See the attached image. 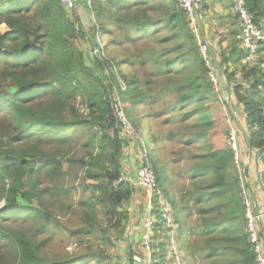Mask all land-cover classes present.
<instances>
[{
	"label": "rangeland",
	"instance_id": "rangeland-1",
	"mask_svg": "<svg viewBox=\"0 0 264 264\" xmlns=\"http://www.w3.org/2000/svg\"><path fill=\"white\" fill-rule=\"evenodd\" d=\"M8 1L0 4V8L9 4ZM133 1H137L138 4L130 5ZM219 1L221 0H201L202 19L199 23V27L201 23L202 25L205 23L209 32L218 31L215 34L217 37L222 36L221 23L225 19L221 11L223 3ZM96 2H100L106 8L112 0ZM114 2L116 5L110 17L100 20L105 25L104 30L97 28L100 23L91 14L93 7H96L95 4L90 3V0L86 4L78 2L75 12L81 19L83 34L77 33L78 37L72 40V43L82 52L84 61L90 68L96 69L97 66L93 56H105L106 60L109 59L115 64V71H120L129 78H137L136 80L141 82V90L149 99L123 103L118 101L117 91L114 90L113 116L118 119L116 109L121 107L126 120L130 123V135H128L119 122L115 124L109 118H105L101 124L91 122L84 98L82 96L72 98L69 102L75 110L76 119L86 117L88 123L64 130L54 142L44 143L41 147L45 152L59 156L61 174L50 177L45 173L35 177L38 187L34 189L29 205L31 209L36 210V213L28 219H23L27 218L26 214H23L21 222H7L4 226L13 233L30 236V239L39 243L41 245L39 257L45 264L59 262L133 264V256L141 258L140 264H210L204 251L205 237L199 227L201 221L197 209L188 204L191 208L188 211H181L179 221H176L172 205L168 204L167 207L164 203L174 200L178 207L181 206L184 202L181 197L185 196V192L192 191L194 183H203V173L199 170L195 171L199 164L198 156L207 152L208 147L210 149L228 147L231 130L235 129L234 127L238 129V125H243L245 120L242 107L232 94L233 87L241 86L247 90L253 82V77L247 79L240 75L241 62L236 64L232 59L219 71L212 60L216 78L220 79L217 80L218 93L216 94L212 88L206 101L198 100L181 106L173 90L160 91V89L164 83L179 82L188 71L187 67L178 70L177 67L168 69L174 58L185 59L186 62L191 63L195 61V55L192 45L185 44L186 49L178 50L176 40L171 41L173 32L165 21L166 6H168L166 0H127V2L114 0ZM261 3L264 5V0H261ZM178 7L194 40L196 55L204 62L197 40L193 37L188 17L185 11L180 9L179 3ZM65 14L66 17L70 16V13L65 12ZM152 22L156 23L155 28L148 29V32L155 30L159 32L140 38L145 30L136 26V23L151 27ZM2 26L0 25V33L4 29ZM136 28L138 34L132 32L137 30ZM94 29V36L101 32L100 36L95 37L102 48L100 51L93 48ZM234 31L236 30L233 25L226 35L229 50L232 49L230 44ZM132 33L136 36L134 39ZM200 35H202L201 29ZM179 36L182 40V35ZM201 40L209 47L203 35ZM2 46L8 49L11 44L6 43ZM143 55L147 58L143 61L139 60ZM129 57L136 60L132 67L124 65V60ZM207 61L210 67L208 58ZM165 70H168L166 74L163 73ZM224 70L233 74L229 76V80L228 73L226 75ZM236 73H239L237 77H235ZM101 79L104 85H108L105 72L101 75ZM118 82L122 88L121 80L119 79ZM209 83L212 85L211 82ZM52 101L47 99L44 106L48 105L49 108ZM68 112V110L62 112V121L71 122L73 116ZM52 121L56 123L58 120L53 117ZM117 132L121 141L118 143L119 151L114 158ZM197 135L201 137L197 138ZM127 150H131L130 154L132 153L135 158L132 169L128 160L124 159ZM144 157H150V166L155 169V180L157 179L159 183L158 186L156 181L157 192L160 195L159 200L156 201L160 207L157 215H160L163 221L153 215L152 257L149 260L144 255L145 249L141 242L142 222L145 220L147 205L145 191L133 188L134 192L128 202L119 205L120 214H113L111 219L99 204L100 195L95 192L94 187L95 177L100 174L102 166L109 171H112L114 165L116 166L117 183L121 173L125 176L129 170V176L134 178L133 173L137 171ZM92 158L96 161L94 164L91 163L89 168L81 163L89 164ZM43 170L44 168L41 171ZM235 170L230 166V173H227L230 182L235 180V176H239ZM166 195L170 199L167 200ZM3 205L4 203L0 201V208ZM152 206L153 212L155 203ZM44 224L48 227L38 231V228ZM179 228L182 231L181 239ZM211 257L222 258L217 251L213 252ZM78 258L80 261L77 260Z\"/></svg>",
	"mask_w": 264,
	"mask_h": 264
},
{
	"label": "trees",
	"instance_id": "trees-1",
	"mask_svg": "<svg viewBox=\"0 0 264 264\" xmlns=\"http://www.w3.org/2000/svg\"><path fill=\"white\" fill-rule=\"evenodd\" d=\"M9 1V4L0 8V25L4 26L3 32L0 33V201L4 203L0 208V264H45L39 257V243L30 239V236L13 233L4 226L7 222H21L23 214L27 216L23 219H28L36 213L29 205L34 189L38 187L35 177L45 173L50 177L61 174L59 156L45 152L41 148L42 144L54 142V139L68 128L88 123L86 117L76 119L75 110L69 102L72 98H84L91 122L101 124L105 118H109L116 124L119 120L113 116L114 90L117 91L118 101L123 103L145 101L149 97L144 95L140 88L141 82L136 80L137 78H129L120 71H115V64L109 59L106 60L105 56H93L96 69L85 63L82 52L72 43L78 34H83L81 19L75 10L70 17H66L60 0ZM87 1L89 0H76V5L78 2L86 4ZM96 1L90 0V3L96 6L91 14L100 23L97 28L104 30L105 25L100 20L110 17L116 3L112 0L105 8ZM165 3L168 5L165 21L173 32L171 41L176 40L178 50L186 49L185 44L192 45L195 61L190 63L185 59L174 58L168 69L187 67L188 71L179 82L164 83L160 91L173 90L181 106L198 100L206 101L210 95L209 91L212 90V85L207 80L208 70L196 55L194 40L183 20L178 2L166 0ZM134 4L138 2L133 1L130 5ZM246 7L253 15L254 22L261 26L259 17L264 16L261 0H246ZM234 22L236 24L235 20ZM136 24L145 30L140 38L159 32H148V29L155 28V22L151 23V27L143 23ZM136 29L132 32L138 34V28ZM94 31L95 29L93 48L100 51L102 48L95 37L100 36L101 32L94 36ZM179 34L182 35V40ZM131 36L133 39L136 37L133 33ZM237 36L238 32L234 31L230 44L232 49L228 55L223 53L220 67L227 65L231 59L236 64L242 61L244 52L238 48ZM6 43L11 44V47L5 49L2 45ZM146 58L147 56L143 55L139 60ZM135 61L134 58H126L124 65L132 67ZM259 61L264 62V48ZM224 71L227 75L228 72ZM104 72L108 85H104L101 79ZM167 72L168 70H165L163 73ZM240 74L247 79L253 77V82L247 90L234 86L232 94L241 105L245 117L247 145L256 151V156L264 166V71L256 67L247 68L242 64ZM229 76L233 74L228 73V80ZM47 99L53 100L49 108L48 105L44 106ZM66 110L74 117L71 122L62 121V112ZM53 117L58 120L56 123L52 121ZM117 134L118 132L117 143H114V158L121 141ZM206 151L198 156L199 164L195 169L203 173V183H194L193 190L185 192V196L181 197L184 202L179 207L174 200L167 201L170 199L167 195L166 201L172 205L176 221H179L181 211H188L191 207L197 209L201 221L199 227L205 237L204 251L210 264H256L245 232L243 208L238 196V177L235 176V180L231 182L227 178L229 168L233 166L232 151L226 146L220 149L208 147ZM147 160L150 164V157H147ZM94 161L96 159L92 158L89 164L81 163L89 168ZM113 163L115 164V161ZM151 167L155 174L154 167ZM117 179V168L114 165L112 171L102 166L100 174L94 180L95 192L100 195L99 204L111 219L120 214L119 205L128 202L134 192L127 183L116 184ZM145 196L147 197L146 192ZM154 203L153 214L162 221L160 215H157L160 207ZM47 227V224H44L38 231ZM181 234L180 229V239ZM216 251L221 259L211 257ZM77 260L80 261L79 258ZM66 263L70 264H53Z\"/></svg>",
	"mask_w": 264,
	"mask_h": 264
},
{
	"label": "built area",
	"instance_id": "built-area-1",
	"mask_svg": "<svg viewBox=\"0 0 264 264\" xmlns=\"http://www.w3.org/2000/svg\"><path fill=\"white\" fill-rule=\"evenodd\" d=\"M7 0H0V4ZM180 9L182 8L189 20L190 26L193 30V37L197 40L199 50L203 56L205 66L209 70L208 80L212 83V88L215 93H218V81L216 78L215 67L212 63V59L209 53V47L207 44L202 43L200 35L199 23L202 19L201 17V0H177ZM60 5L63 10L67 13H71L77 8L76 0H60ZM201 9V10H200ZM229 13L237 24V39L239 40V47L244 52V57L242 59V64L247 68H260L264 71V62H260L262 50L264 48V30L261 26L254 22L253 15L248 11L246 7V0H229ZM69 16V17H70ZM4 49H1L3 51ZM209 59L210 67L207 61ZM221 95V94H220ZM116 114L122 126L130 135V123L126 120V116L122 111L121 107H117ZM262 114L264 116V106L262 109ZM237 119L238 116L236 115ZM235 118V117H234ZM235 122L236 121L235 118ZM241 127L246 129L245 120ZM231 130L230 137L228 139L227 145L233 154V168H235L239 174V198L241 200L243 215L245 219V232L248 238V242L251 246V251L254 255L256 264H264V166L260 163L259 158L256 156V151L251 150L255 156V161L260 166L251 172L248 167V159L244 157V151L242 146L246 144L243 134L236 127ZM131 150H127L125 161L128 160V164L134 165L135 158ZM124 155V154H123ZM123 162V161H122ZM121 162L122 170L123 165ZM131 167L130 169H132ZM126 170V169H124ZM129 172L126 175L121 176L116 184H129L132 188L136 190H144L147 194V205L145 211V220L142 222V244L144 246V255L147 259H151L152 252L151 246L152 242V229L154 223L153 217V206L154 202L159 200L160 195L157 192L155 174L152 167L150 166L146 157L141 159V164L137 171L133 173L134 178L129 176ZM251 174V175H250ZM157 192V193H156ZM158 203V202H157ZM168 207V203H164ZM141 258L138 256H133L132 263L140 264Z\"/></svg>",
	"mask_w": 264,
	"mask_h": 264
},
{
	"label": "crops",
	"instance_id": "crops-1",
	"mask_svg": "<svg viewBox=\"0 0 264 264\" xmlns=\"http://www.w3.org/2000/svg\"><path fill=\"white\" fill-rule=\"evenodd\" d=\"M206 1H208V0H206ZM213 1H217V0H213ZM219 3H223L221 11H222V15L225 18L224 22L221 23V25L223 27L222 36L217 37L215 35L218 31L209 32L206 28L205 23L203 25L201 23L200 29L202 31V35L204 36V39H206V41L208 42L209 50H210L212 56L215 58L216 61H219L218 63L220 64V60H221V57L223 56V53L226 55H228V53H230V50L227 49L229 41H228V36H226V35L229 33V28L232 29L233 25H234L235 30H236L237 24H235L234 19L232 18L231 14L229 13V0H221V1H219ZM210 20L212 21V19H210ZM259 22L261 23V27L264 30V26H262V25H264V16L261 15L259 17ZM215 28H217V27H215ZM236 32H237V30H236ZM238 48L240 49L239 45H238ZM213 57H212V60H213ZM227 57H229V56H227ZM231 61H232V59H231ZM238 74L239 73H236L235 77H237ZM227 85H228V83H226V86ZM242 130H244L246 132V130L244 128H242ZM246 145H247V143L242 146L243 151H244V157H246L248 159L249 171L253 172L257 166H260V164L256 163L255 156H254L253 152L251 150H249L248 146H246Z\"/></svg>",
	"mask_w": 264,
	"mask_h": 264
},
{
	"label": "water",
	"instance_id": "water-1",
	"mask_svg": "<svg viewBox=\"0 0 264 264\" xmlns=\"http://www.w3.org/2000/svg\"><path fill=\"white\" fill-rule=\"evenodd\" d=\"M209 53H210V56L213 57L210 51H209ZM213 61H214L215 65L217 66L218 70L221 71L220 64L215 60L214 57H213ZM237 125H238V123H237ZM238 128L241 130V132L243 134V137H244V140L248 144V135H247V133L244 130H242V127H241L240 124L238 125Z\"/></svg>",
	"mask_w": 264,
	"mask_h": 264
}]
</instances>
